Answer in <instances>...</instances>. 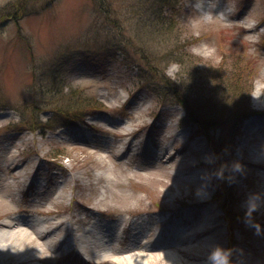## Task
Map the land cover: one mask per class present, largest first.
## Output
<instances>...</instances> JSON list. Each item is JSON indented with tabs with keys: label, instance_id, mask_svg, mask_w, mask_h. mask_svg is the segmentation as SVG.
I'll return each instance as SVG.
<instances>
[{
	"label": "rangeland",
	"instance_id": "1",
	"mask_svg": "<svg viewBox=\"0 0 264 264\" xmlns=\"http://www.w3.org/2000/svg\"><path fill=\"white\" fill-rule=\"evenodd\" d=\"M144 2L98 0L103 14L97 0H0V223H17L0 226V237L15 245L22 230L35 240L40 226L61 224L50 232L52 245L36 239L21 254L2 250L0 240V264L25 256L32 259L23 264L69 263L75 253L57 242L75 241L93 223V243L76 249L89 256L100 250L105 225L122 231L119 223L133 217L146 214V226L159 230L169 224L161 227V216H172L186 231L197 210L187 204L204 193L201 185L219 216L227 264H264V170L251 164L264 159V0H179L173 32L198 60L190 77L198 84L189 80L200 96L187 110L120 62L98 73L79 65L85 52L105 48L94 29L112 23L132 43L131 60L140 63L143 51L150 58L146 33L135 27ZM164 66L179 83V66ZM50 84L64 98L74 91L90 101L60 104L58 112L61 98L45 95ZM49 119L55 131H33Z\"/></svg>",
	"mask_w": 264,
	"mask_h": 264
},
{
	"label": "trees",
	"instance_id": "2",
	"mask_svg": "<svg viewBox=\"0 0 264 264\" xmlns=\"http://www.w3.org/2000/svg\"><path fill=\"white\" fill-rule=\"evenodd\" d=\"M145 2L148 3L147 7L145 9H141L142 6L139 7V14L138 12H135V15H138V23L135 27H137V30L140 28L143 29L142 31H145L146 33L145 38H147V41L149 42L146 43L150 44L151 47H148L152 48L154 51V53L150 54V58L148 56L146 57L144 51L140 54L136 51L139 54L138 58H140V63L131 60L128 56V52L129 49L130 51H135L132 43L127 42V40L123 41L122 36H117L116 32L118 31L121 34L123 29L117 27L115 23H112V25H107L106 27L99 26L96 29L92 26L91 30H95V37L98 39H101L102 37L104 38L103 41L105 48L95 52H85L88 53V55L85 56L84 54V60L82 59L79 65L83 68L89 67V69L91 67L93 70L97 71L103 69L109 60L120 62L122 65L131 68V70L139 71L137 78L141 79L143 83L151 85L160 98L170 95L176 104L181 105L187 110L190 104H197L193 95L200 96V92L196 88L198 82H195L190 78L191 71L194 72L195 70L193 64H197L198 60L194 58L190 51L184 46V39L179 37V33L175 34L173 32L176 30V25L178 24L175 14L179 11V0H151L150 2L145 0ZM97 4V8L101 13H108L103 12L102 7L99 6L98 0ZM100 5H102V3H100ZM148 29H150L151 33H155V35H148L150 33ZM145 50L149 51L147 48ZM143 63L146 67L141 66ZM170 63L177 64L179 66L178 68H180L181 77H179V83H177L178 81L174 83L172 80L168 79L165 69L160 70L158 68V65L159 67L160 65L168 66ZM144 68L147 70L145 71ZM241 70L245 73L243 68H241ZM182 78H186L184 82H182ZM189 79L196 84L191 85ZM222 81L223 80H220L221 83ZM220 86L226 88V92L232 90V86L227 87L226 85H219V87ZM63 94V91L57 84H53V86L50 84L45 91L46 96L61 98L60 102L56 103L58 106V112H63V110H59L61 107L60 104L70 105L77 104L78 102H80V104L82 102H85V104L88 103L86 102L88 98L85 97V95L80 94V97L77 98L75 97L76 94L74 91H72L70 93L71 95L67 98H64ZM53 104L54 103H52V105ZM188 114V120H191L192 123L201 128L199 121L191 115L192 113L189 111ZM21 118L23 125L30 123L24 115H21ZM33 126H35L33 127L34 130L45 131L46 129L53 128L54 125L52 121L44 123L41 122V120H38ZM204 128H206V126H204ZM233 149L234 148L231 150Z\"/></svg>",
	"mask_w": 264,
	"mask_h": 264
},
{
	"label": "bare ground",
	"instance_id": "3",
	"mask_svg": "<svg viewBox=\"0 0 264 264\" xmlns=\"http://www.w3.org/2000/svg\"><path fill=\"white\" fill-rule=\"evenodd\" d=\"M259 121V118L253 119L251 127H256V124H259ZM245 131H247V128ZM254 153L256 152L254 151ZM262 162H264V159L255 158L254 163L251 164L252 167L257 166L260 170H264V164ZM199 189L204 193L201 194V192H199L196 199L191 200L189 204H187V206L197 209L195 214L192 213V215H190V222H194V225L185 231L183 229L187 225L186 222H169L172 216L164 215L162 216L163 220L165 219V223L169 224H166L167 226L164 227L163 225L165 224H163L162 221L161 227H163L160 228L159 231L155 229V231L151 234L153 235L164 231H174L175 234H177L174 242L162 240L154 241L148 246L140 247L139 239L144 235L142 231L144 229L145 232L150 231L149 226L145 227L143 226L144 224L141 223L140 226L138 225L135 228L137 230L135 232L136 236L133 238L134 240L132 242L125 244L120 249H112L111 247H108L107 244L101 245L103 247L102 249L99 251H92L94 254L92 259L97 260L102 264H112L111 262H113V264H179V261H183L184 264H210L208 257L210 252H212L211 248L212 250L217 248L223 250L225 247H223V242L220 241L222 239V232L220 230L221 226L219 224V216L216 214L215 209L209 206L211 200L210 194H207L209 186L201 185ZM190 213L191 212L186 215L189 216ZM55 221L56 218L51 220L52 223ZM63 223H65V221H62V224ZM24 224L25 226L33 228L29 220H26ZM60 225L61 224H58L56 226H52L51 228L48 226L49 228L45 229L40 226L34 233L37 235V241L42 242L47 240L48 242H45L44 244L52 245V241L49 240V235L51 234L50 232L53 228ZM0 226L13 229L17 226V223L12 224L11 222H2L0 223ZM98 227L99 226L96 224H93L87 231L84 230L81 232V234L75 239L73 245L85 249V247L92 244L93 242L91 240H93L96 232L95 230H98ZM108 229V226H104V230L108 231ZM18 233H20L18 236L21 238L17 236L20 240L16 241L17 244L15 245V241L13 242V239H11L12 243L10 240H4L6 237L1 236L0 240H4L5 242L1 244V249L6 251L12 250L15 253L21 254V252H24V246H22L23 244L37 243L35 242L36 239L34 240L29 232H23L22 230ZM109 236L111 237L109 239L111 242L117 241L115 234L111 233ZM144 237H148V235L145 234ZM65 241L66 239L59 240L57 243H61L63 245ZM108 245L111 246L110 243H108ZM116 255L120 258H116L115 260L113 258ZM28 259L31 260V256H25L22 260L27 261ZM21 261L17 264H23Z\"/></svg>",
	"mask_w": 264,
	"mask_h": 264
},
{
	"label": "clouds",
	"instance_id": "4",
	"mask_svg": "<svg viewBox=\"0 0 264 264\" xmlns=\"http://www.w3.org/2000/svg\"><path fill=\"white\" fill-rule=\"evenodd\" d=\"M210 264H227L226 257L223 256L222 250L217 248L209 254Z\"/></svg>",
	"mask_w": 264,
	"mask_h": 264
}]
</instances>
